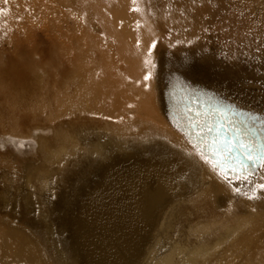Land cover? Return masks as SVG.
<instances>
[{"label":"rangeland","instance_id":"obj_1","mask_svg":"<svg viewBox=\"0 0 264 264\" xmlns=\"http://www.w3.org/2000/svg\"><path fill=\"white\" fill-rule=\"evenodd\" d=\"M201 108L264 130V0H0V264H264V163L219 172L175 118ZM147 145L196 173L151 207Z\"/></svg>","mask_w":264,"mask_h":264},{"label":"water","instance_id":"obj_2","mask_svg":"<svg viewBox=\"0 0 264 264\" xmlns=\"http://www.w3.org/2000/svg\"><path fill=\"white\" fill-rule=\"evenodd\" d=\"M183 99H185V97H183ZM201 105L204 106L209 104L206 103ZM201 110L203 111L197 112L190 110L188 117H186L188 120L183 119L184 115L182 113H177L175 115V118L179 121V128L185 134L190 144L202 156L212 162L219 172L226 176L239 179L250 176L256 172L264 163V130L258 126H251L252 128H250L245 118L243 119V117L237 116L232 112H229L232 114L228 116H223V113H219V110L210 111V114L204 111L206 109L201 108ZM211 114H217V116L213 117ZM209 119L223 121L233 128L237 126V129L251 130L252 136L255 138L253 140L254 143L251 144L253 149L251 148L248 150L247 147L243 148L242 143L245 144V142L242 141L238 144L230 142V135H226V132L223 134L219 132V130H223L224 126L221 127V125L217 126L212 123L208 124L207 120ZM236 122L239 123L237 124ZM245 141L247 140L245 139ZM249 156L252 158L249 159Z\"/></svg>","mask_w":264,"mask_h":264},{"label":"bare ground","instance_id":"obj_3","mask_svg":"<svg viewBox=\"0 0 264 264\" xmlns=\"http://www.w3.org/2000/svg\"><path fill=\"white\" fill-rule=\"evenodd\" d=\"M140 137H141V135L138 134V138H140ZM128 139H129V143H132V146L138 147L140 141H139V143H137L138 141L133 140L134 138H128ZM140 139H142V138H140ZM97 144L98 143H96V145H94V146H97ZM91 148H92L91 150L89 148V153H90V156L93 159V161L96 163L98 158L101 156V154L104 153V150H103V147H101V146L91 147ZM144 149H145L144 150L145 152L143 154L141 152L139 153V155L141 154V157L139 156L140 157L139 161L141 163L140 164V168H141L140 170H142V169L144 170L143 173L146 176V178L144 180H147L148 184H150V192L151 193L149 195H143L141 198L148 205H150V203H152L154 201L152 193L158 192V191L161 192L163 185H166V182L168 183V185L175 186V184H177L178 186H181V185L184 186L186 181H188L190 179L191 173L192 172L195 173V171H193V167L184 166V167H181L178 169V167L175 164H171L170 163L171 159L176 158L175 157L176 155L170 157L172 154L169 155V154L165 153V150L163 148H158V147L152 148L151 146L147 145V146H145ZM146 149L148 150L147 152H146ZM138 151H139V149H138ZM177 157H179V156H177ZM181 160H183V159H181ZM183 162H184V160H183ZM158 168H159V171H158ZM172 176L173 177L175 176L174 177L175 182L171 179ZM122 177L128 178V176H126V175H122ZM133 178H129V179L133 180ZM134 181H135V179H134ZM137 186H138V191L140 192L142 188L139 184H137ZM183 186H181V187H183ZM186 188L191 189L189 186H187ZM186 193H189V192H186ZM172 196H173V194L170 195L169 198H165V200H163V201L165 202L168 199L167 202H170L173 199ZM150 207H151V205H150ZM161 209H162V207L158 208L157 213L155 211H154L155 213H153V216H154L152 219V222H154L153 226H155L156 220L159 218V216L161 214V212H160ZM134 252H135L134 249L129 250V254L127 256L128 260L125 264H130L133 261L132 255ZM162 256H158L157 260H159ZM165 256L169 257L170 255H165Z\"/></svg>","mask_w":264,"mask_h":264},{"label":"snow or ice","instance_id":"obj_4","mask_svg":"<svg viewBox=\"0 0 264 264\" xmlns=\"http://www.w3.org/2000/svg\"><path fill=\"white\" fill-rule=\"evenodd\" d=\"M134 2H135V0H134ZM134 10L139 11L138 8H137V9H134ZM153 47H155V44H153ZM146 62H148V61H146ZM150 76H151V73H149L148 75H146V76H145V79H149ZM244 147L246 148V146H244ZM251 158H252V157L249 156V159H251ZM225 178H226V177H225ZM257 187L260 188V189H264V184L257 185ZM236 191L239 192V189H236ZM249 198H250V199L256 198V197H255V192L253 193V196H252V197H249Z\"/></svg>","mask_w":264,"mask_h":264}]
</instances>
